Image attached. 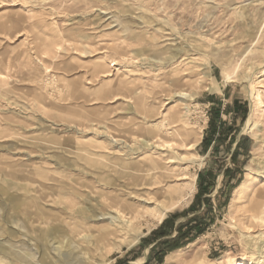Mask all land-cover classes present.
<instances>
[{
  "label": "rangeland",
  "instance_id": "rangeland-1",
  "mask_svg": "<svg viewBox=\"0 0 264 264\" xmlns=\"http://www.w3.org/2000/svg\"><path fill=\"white\" fill-rule=\"evenodd\" d=\"M164 129L199 142L141 147ZM87 216L91 264H264V0H0V264L88 263Z\"/></svg>",
  "mask_w": 264,
  "mask_h": 264
},
{
  "label": "bare ground",
  "instance_id": "bare-ground-1",
  "mask_svg": "<svg viewBox=\"0 0 264 264\" xmlns=\"http://www.w3.org/2000/svg\"><path fill=\"white\" fill-rule=\"evenodd\" d=\"M259 87H262V85H260ZM177 96L178 97H184V96H188L189 97L191 95L190 94H187V93L180 92V93H178ZM185 98H187V97H185ZM255 99L257 100V102L261 106L263 105V101H262L261 96H260L259 93H257L255 95ZM177 113L178 112H174L175 119L178 118V116H177L178 114ZM161 116H165V114L164 115H161ZM166 129H168V127ZM166 129H164V131L161 130V131H163L161 133H155V134H153L150 138L143 137L141 147L143 149H145V148H148L149 150H152L153 149V151L154 150L156 151L158 149H162V150L165 149V150H167V149H171V148L173 149V143L175 142L176 143V146H177V149H178V147L183 148L184 149V152L186 153V155H188L190 153V151H192V149L194 148V146L199 142L198 139H195L193 142H188L187 141L188 139H185L184 138V137H186L189 134L188 129H186L185 131H181L180 130L179 132H177L178 133V135H177L178 137L177 138L168 139V135H171L170 133H172V132L174 133L175 130H172L171 132H166ZM113 141H116V140H113ZM177 149H176V151H177ZM176 154H177V158H179L180 160L183 157L185 158L184 155H180L179 153H176ZM149 155H151V156H148V157L143 156V158L141 160L142 161H148L150 163L149 167L146 168V169H144V171L151 173L152 174V177L154 178V176H153L154 172L159 169V164L160 163L158 162V160L160 158H158V156H155L153 154H149ZM169 158L171 159L173 157L169 156ZM161 169L162 170H166L167 168L166 167L165 168L162 167ZM144 171H141V172H144ZM158 174H160V172H157L156 176ZM179 175H177V180L178 181L184 180V179H188V177H187L186 174H181L182 175L181 177H179ZM161 182L162 181H160V180L159 181H155V182L153 181V182L149 183V185L151 187L156 188L158 185H160L159 183H161ZM261 197H262L261 194H258L257 195V198H261ZM179 198H181V197H178V198L173 197V200H179ZM133 199H136L137 201H140V202H143V203H151L152 202V200H150L148 198V196L147 197H143V196H138L137 195ZM177 202L178 201H176L174 203L176 204ZM135 207L136 206H134L133 204L129 203L127 201V199H122L119 202H117V204L115 202L114 203L112 202V203L106 204L104 206V208H108L109 209L107 212H113V213H115L121 222L124 221L126 223H129V225L131 224V222H130L129 219H126L125 218V210L126 209H128V210L129 209H133ZM104 213H103V215H104ZM97 217H98L97 215L96 216L95 215H92V216H90V219L97 220ZM87 218H89V216H87L86 218H83L81 220L80 219L78 220V218H76V217H70L68 219H61V220H59V223L58 224H61V225H63L65 227V230L63 229V233H68L69 232V235H71V236L74 235L76 238H80V241H79L80 244H82L83 242H84L83 244H85V242L89 244V247L87 249L88 250V254H89V262L86 263V264H91L90 262L92 260H94V256L98 252H100V246H99L100 243L103 242V240L106 238V236L108 234H112V233L115 232L114 231L115 230V227L112 226L113 225L112 223L106 224V225H102L100 227L101 228H105L107 230V233L105 235L103 234V235H100V236H97V237L92 236V239H89L91 237V234L90 235L84 234V233H87V231H88V228H86V225L88 224V222L85 221V219H87ZM162 219L163 218H160L159 219V222H161ZM55 228L54 227H51L49 230H47L46 234L44 235V238L47 237V236H52V239H55L56 236H53V234L56 233V229ZM0 252H2V249L1 248H0ZM43 254H46L45 253V249L43 250ZM44 258L45 257L43 255L42 259H44ZM176 259H177V257L175 256V254H170V255L167 256V258L165 260V264H175L176 261H177ZM13 260H14L13 261V264H30V263H26V262L23 263L21 261V259H19V258L13 259ZM191 264H203V262L201 260H198L196 263H191ZM238 264H241V263H238Z\"/></svg>",
  "mask_w": 264,
  "mask_h": 264
},
{
  "label": "trees",
  "instance_id": "trees-1",
  "mask_svg": "<svg viewBox=\"0 0 264 264\" xmlns=\"http://www.w3.org/2000/svg\"><path fill=\"white\" fill-rule=\"evenodd\" d=\"M214 129V131H216L217 132V134H218V136L219 135H222V137L224 136L225 137V135H226V133H227V131H225L224 129H222V130H216L215 128H213ZM213 134H214V132H213ZM211 137H213V135H211ZM211 137H206V138H204V141H205V143H206V145H205V148L207 147V144L209 143V141L211 140ZM195 203H197V202H193L192 203V205H191V207H192V209H193V207H194V205H195ZM198 216L197 215H195V216H193V217H191V218H189V219H187V221H186V223H185V225L187 226V225H189V226H193L192 224L194 223V224H196L197 222V220H198ZM172 225H173V222H172V220L171 219H169V218H166L163 222H162V224H161V226H160V228H159V234L161 235V236H169L170 234H171V230H172ZM191 229H192V227H188V228H186V231H184L185 233L182 235V236H184L185 234H190L191 233ZM181 231H178V234H177V236H179V233H180ZM196 233H195V235L193 234V236H191V237H189V239L187 240L188 242H190V241H192V240H194V238L198 235V234H200V233H202V230L201 229H198L197 231H195ZM161 236L160 237H158V238H161ZM157 238V239H158ZM156 239V240H157ZM173 239H166V240H161V241H158L153 247H152V250L153 249H157L159 252H162L163 250L160 248V246L162 245V244H165V243H167V242H170V241H172ZM162 254V253H161Z\"/></svg>",
  "mask_w": 264,
  "mask_h": 264
}]
</instances>
